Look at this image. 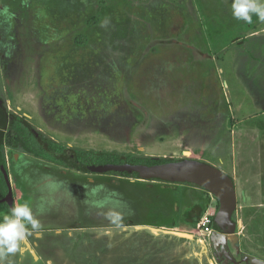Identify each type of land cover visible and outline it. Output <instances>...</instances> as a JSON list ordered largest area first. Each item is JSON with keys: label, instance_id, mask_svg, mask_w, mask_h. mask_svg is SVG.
I'll list each match as a JSON object with an SVG mask.
<instances>
[{"label": "rangeland", "instance_id": "374dc122", "mask_svg": "<svg viewBox=\"0 0 264 264\" xmlns=\"http://www.w3.org/2000/svg\"><path fill=\"white\" fill-rule=\"evenodd\" d=\"M0 104L70 149L192 153L235 183V229L212 244L198 225L218 202L199 187L82 173L5 146L12 207L68 218L65 233L24 238L44 263L215 264L223 252L264 264V22L236 20L231 0H0ZM81 216L86 230L69 229ZM104 216L191 238L114 233Z\"/></svg>", "mask_w": 264, "mask_h": 264}, {"label": "trees", "instance_id": "16d2710c", "mask_svg": "<svg viewBox=\"0 0 264 264\" xmlns=\"http://www.w3.org/2000/svg\"><path fill=\"white\" fill-rule=\"evenodd\" d=\"M29 127H32L23 117L10 114L7 125L2 128L0 125V217L9 213L12 205V189L6 169L4 156V147L20 150L38 160L46 161L63 168L82 172L84 166H102V165H146L153 166L168 162L177 161L173 158H153L144 155H137L123 152H108L96 150H78L70 149L54 140L44 136H34ZM84 173V172H82ZM112 174V173H110ZM125 177L140 179L137 174L122 173ZM157 182V181H156ZM172 186L180 184H170ZM192 185V184H182ZM194 186V185H192ZM203 190V189H202ZM202 210L198 207L191 208L189 216V225H195L200 218ZM142 224V223H140ZM139 225L137 222H122L114 226H133ZM156 225V224H155ZM161 226V225H156ZM170 228L175 227L173 223Z\"/></svg>", "mask_w": 264, "mask_h": 264}, {"label": "water", "instance_id": "95a60500", "mask_svg": "<svg viewBox=\"0 0 264 264\" xmlns=\"http://www.w3.org/2000/svg\"><path fill=\"white\" fill-rule=\"evenodd\" d=\"M8 115L3 111L0 104V125L5 128L7 125ZM31 133L38 137L40 134L32 127H29ZM84 173L93 174H110V173H126L137 174L140 180L163 182L168 184H192L196 187L203 189L208 194L212 195L218 202V210L212 221L213 234L210 237L211 243L221 235L232 234L235 226L231 223V217L236 208V193L233 180L224 174L219 169L192 159H179L177 161L168 162L159 165L146 166V165H102V166H84L82 168ZM129 229L142 230L151 235L167 234L176 238L191 237L186 234L166 231L161 229H154L146 226H121L120 228H113L111 231L119 233ZM30 250V253L36 258L34 251L26 243L25 239L22 240ZM219 243V240L217 239ZM216 245V244H215ZM251 262V260H249ZM253 264H262L256 260Z\"/></svg>", "mask_w": 264, "mask_h": 264}, {"label": "clouds", "instance_id": "9594fccd", "mask_svg": "<svg viewBox=\"0 0 264 264\" xmlns=\"http://www.w3.org/2000/svg\"><path fill=\"white\" fill-rule=\"evenodd\" d=\"M232 16L238 21L252 23V17L264 22V0H231ZM40 222L28 203H19L9 213L0 217V264H6L10 254L18 250V245L29 233L38 231Z\"/></svg>", "mask_w": 264, "mask_h": 264}, {"label": "flooded vegetation", "instance_id": "af4514ba", "mask_svg": "<svg viewBox=\"0 0 264 264\" xmlns=\"http://www.w3.org/2000/svg\"><path fill=\"white\" fill-rule=\"evenodd\" d=\"M132 105L134 106L135 103H132ZM40 136H43V135L40 134ZM55 216L56 217H53V218L45 217V218H43V220H40V223H41L42 226L39 229V231L38 232L37 231L33 232V231L29 230L28 236H33L34 238L39 239V238H41L43 236L42 233H45V232L52 233L53 231H57V232L65 233V231L63 230L64 228L62 226H60V225H57V224H59L58 222L64 221V219H68V218L62 217L59 214H57ZM104 217H105V219L107 220L108 223L137 222V219H135L134 216H127L125 219L122 218L123 220H121V221H118V220H115V219L113 221V219H108V218H106V216H104ZM85 219H87V218H85V216H81V218L78 219V220H72L73 223H76V224L74 226H72V227H69V229H71L72 231H79V232L85 231L86 230L85 227H81L79 225V222H84ZM94 220H95V218H94ZM52 221L55 222L56 225H47V223L49 224ZM109 226H111V225H109ZM28 236H26V237H28ZM207 245H209L208 242H207ZM31 247H32V250L34 251V254L36 255V258L33 257V255L30 253V250H28L27 247H26V249H25L26 251H25V253H24L23 257H22L23 259H22L21 264H48V263H44L42 261L41 255L37 252V248H36L37 245L35 243H32ZM215 256H216V259L218 260V263H215V264H234L233 262H231L230 258H228L226 256V254L223 253V252H221L219 254V256L218 255H215ZM204 258H206V257H204ZM161 261L153 260V263L154 264H164V260L161 259Z\"/></svg>", "mask_w": 264, "mask_h": 264}, {"label": "crops", "instance_id": "0c3cea01", "mask_svg": "<svg viewBox=\"0 0 264 264\" xmlns=\"http://www.w3.org/2000/svg\"><path fill=\"white\" fill-rule=\"evenodd\" d=\"M128 93H130V92H128ZM131 95H134V94H132L131 93ZM136 97V96H135ZM136 99H137V101L136 100H133V103H135V104H138V98L136 97ZM140 102V101H139ZM151 123V122H150ZM150 126V125H149ZM148 128V127H147ZM53 137V136H52ZM53 139L54 140H56V141H58L57 139H55L54 137H53ZM60 143V142H59ZM147 149V147L146 148H144V152H145V150ZM201 153V152H200ZM146 155L145 156H147V157H153V158H173V159H183V156L180 154V152H179V154H171V155H169V154H165V155H151V154H147V153H145ZM198 158H199V156H195V155H193L192 153H191V158H189V159H192V160H197L198 161ZM225 161H221L220 163L222 164V163H224ZM207 164V163H206ZM229 165H231V164H229ZM212 166V165H211ZM216 168V167H215ZM218 169V168H217ZM220 170V169H219ZM220 171H222L224 174H226L227 176H228V174L225 172V171H223V170H220ZM232 171V170H231ZM241 177V176H240ZM234 183V182H233ZM264 184V182L262 181L261 182V185H263ZM234 186H235V183H234Z\"/></svg>", "mask_w": 264, "mask_h": 264}, {"label": "built area", "instance_id": "2783aa9c", "mask_svg": "<svg viewBox=\"0 0 264 264\" xmlns=\"http://www.w3.org/2000/svg\"><path fill=\"white\" fill-rule=\"evenodd\" d=\"M209 216H205L201 222V224L198 225V228H200L202 225L203 227H205L203 230H205V232L202 230V232H204V234H206L207 236L211 237V235L213 234V228H212V220L211 218H208ZM211 226V227H209Z\"/></svg>", "mask_w": 264, "mask_h": 264}]
</instances>
